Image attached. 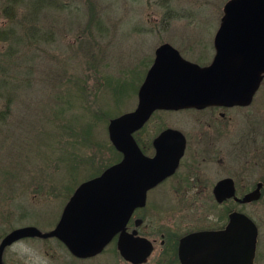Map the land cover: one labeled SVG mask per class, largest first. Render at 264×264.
<instances>
[{"label":"rangeland","instance_id":"1","mask_svg":"<svg viewBox=\"0 0 264 264\" xmlns=\"http://www.w3.org/2000/svg\"><path fill=\"white\" fill-rule=\"evenodd\" d=\"M13 1L0 0V28L12 24L24 35L32 23L39 25L43 35L39 40L28 39V46L18 43L15 52H7L9 41L0 38V67H5L10 77L8 87L13 91L10 115L0 132V238L9 229L24 224H34L42 230L51 228L76 185L97 175L102 163L110 165L120 158L110 147L113 145L108 138V120L112 114L116 116L136 106L137 90L155 48L168 42L191 60L209 61L213 55L212 38L226 0H56L33 15L26 5ZM188 44L191 46L186 48ZM99 76L108 84H101ZM114 82H120L123 91L113 96L110 84ZM88 85L93 91L98 90L93 97L88 96ZM63 92L72 96L71 107L58 114L80 120L84 126L91 121L92 136L98 143L88 146L78 143V152L68 153L70 157L90 156V160L70 171L64 166L70 157L65 158L66 153L62 152L67 148L59 143L62 136L59 135L58 143L51 138L48 146L41 144L39 153L38 144L34 145L37 136L31 135L35 128L38 131L52 125L47 123L46 112L52 113L50 104L60 102ZM87 98L93 101L88 102ZM0 105H4V98H0ZM94 109L108 111L110 115L94 122L91 115ZM193 113L157 110L140 135L174 121L182 129H195L187 122ZM228 114L229 134L215 144L222 148L215 155L222 163L214 160L203 167L211 184L217 177L228 174L236 179L238 191L243 192L264 178V79L250 104L231 107ZM55 128L61 131L58 126H51L50 130ZM192 150L190 145L185 160ZM40 185H44V190ZM167 189L162 185L149 191L146 206L139 210L142 225L176 224L183 230L216 226L224 220L230 203L233 207L237 204L230 201L218 204L203 196L193 198L192 189L176 195ZM17 204L21 206L18 208ZM237 207L257 224L253 264H264V186L258 199ZM2 257L5 264H83L69 257L65 248L52 238L19 239L4 249ZM102 259L106 261L109 257L99 260ZM92 262L96 264V259Z\"/></svg>","mask_w":264,"mask_h":264},{"label":"water","instance_id":"2","mask_svg":"<svg viewBox=\"0 0 264 264\" xmlns=\"http://www.w3.org/2000/svg\"><path fill=\"white\" fill-rule=\"evenodd\" d=\"M222 10L213 38L215 53L208 64L182 57L168 42L155 48L137 90L136 106L108 120V138L121 158L76 186L52 228L24 224L4 233L0 264H4V249L24 237L54 236L72 254L86 256L99 251L117 231L125 258L134 262L145 258L151 243L127 234L124 226L133 209L144 205L147 189L175 169L184 149V136L166 128L155 138L156 153L147 156L132 133L159 108L247 105L264 75V0H226ZM169 132L178 142L168 147L158 143ZM260 186L258 182L237 198L233 181L227 177L216 182L213 192L217 200L234 196L247 202L259 197ZM256 238V223L247 214L232 210L223 228L185 235L179 244V257L182 264H253Z\"/></svg>","mask_w":264,"mask_h":264},{"label":"flooded vegetation","instance_id":"3","mask_svg":"<svg viewBox=\"0 0 264 264\" xmlns=\"http://www.w3.org/2000/svg\"><path fill=\"white\" fill-rule=\"evenodd\" d=\"M213 38H214V35H213ZM213 38H212L211 46H212L213 55H214L215 48L213 44ZM170 44L174 46L172 43ZM189 46H191V44H188L186 48H188ZM174 47L177 48V50L179 51L182 57L188 60H191L187 58L186 56H184L178 47L176 46ZM211 59L205 63H200L199 61H195V60H191V61L197 62L200 65H206L211 61ZM262 79H264V75ZM242 106L244 107L246 105L209 104L203 107L190 106V107H183V108H178V109L159 108V109L154 110L152 114L150 115V117L145 121V123L139 129L135 130L132 133L137 145L139 146L141 151L147 156H153L156 153V145L154 142L155 138H157L159 134L166 128H172V129L178 130L184 136V149H183L182 155L179 157L177 166L170 174L166 175L163 179H161L155 185L147 189L144 205L137 206L133 209V211L131 212V215L129 216L124 226V231L127 234L128 233L130 235L132 234L131 235L132 237H137V236L144 237L147 240H149V242L151 243V249L143 260L134 262L130 259L125 258L121 254L120 249H119L120 231H117L116 233H114L112 237L109 239V241L99 251L93 254H90V255H86V256H76L72 254L68 250L66 245L57 237L52 236V237H47V238H52L55 241H57V243H59L62 247H64L65 250L68 252L69 257L79 259L80 261H83V264H93L92 261H94L95 259H96V262H95L96 264H182L180 257H179V244H180L181 239L185 235L189 233L203 231V230H216V229L223 228L226 225L228 221V215L232 210L241 211L247 214L246 212L241 210V207H237V205L242 206L243 204L247 202L258 199L261 195V189L264 186V178L258 179L254 184V187H255L258 182H261L260 195L256 199H253L247 202H242V201L237 200L234 196H229V197L223 198L222 200H217L213 192V187L216 184V182L222 178L229 177L232 179L233 185H234V195L237 198H241L245 193L252 190L254 187H252L251 189L245 190L243 192H239L237 188L238 184H237L236 179L233 176L228 175V174L217 177L211 184V181H210L211 179L209 178V174L206 170H204V167H203L204 164H208L210 162H213L214 160H217V163L219 162L221 165L222 159L221 158L217 159L215 155L218 154V152H221L222 148L221 146H218L217 148L215 144H217V142L219 141L221 137H224V136L227 137V135L229 134V131H230L229 128L231 125V116L228 114V109H230L231 107L241 108ZM157 110H164V111L165 110H169V111L190 110L194 112L193 113L194 115L188 117L187 122L188 124H190V127H193L195 129H192V130L191 128L188 130H185L184 128L182 129L181 126L179 124H175V121H174V123H170V124L169 122L168 123L165 122V124L164 125L162 124L163 126H161L159 130L147 131L146 135H145V132L143 135L142 134L140 135V133H142L144 130L143 128L146 127L147 123L150 121V119L152 118V116ZM200 112H202L203 114H201ZM160 142H162L163 145L168 147V145L177 143L178 137H176L174 133L169 132L166 136H164L163 140L158 141V143ZM190 145L193 146V150L191 152V156L187 160H185L184 158L187 156V151ZM121 156L122 155L120 153V158ZM162 185L167 186L168 187L167 190L172 191L173 193H175V195L178 194L177 192L182 193V192L188 191L189 189H192V191L194 190L195 192L194 194H191V196L193 195V198L195 197L199 198L202 196L204 198H212V200H214L218 204H223L225 202L227 203V201H230L233 203L235 202V204L237 203L235 205V207L237 208L233 207L232 204L229 202L230 205L226 209L227 211L225 212L224 220H222V222H220V224L216 226L194 227V228H188L186 230H183L180 226L176 224L161 225L157 227L142 225L143 217L139 215V210L146 206L147 200L149 199V191L153 188H156ZM72 193L69 195L65 203L69 200ZM181 196L185 197L184 195H181ZM61 211L59 213V216L61 214ZM59 216L57 220L55 221L54 225L58 221ZM248 216L252 219L250 215ZM252 220L254 221V219ZM257 235H258V227H257ZM47 238H44V239H47ZM256 241H257V238H256ZM104 256L109 257V259L106 261H104L103 259L99 260L101 257L103 258ZM2 260H3V257H2ZM3 263H4V260H3Z\"/></svg>","mask_w":264,"mask_h":264},{"label":"trees","instance_id":"4","mask_svg":"<svg viewBox=\"0 0 264 264\" xmlns=\"http://www.w3.org/2000/svg\"><path fill=\"white\" fill-rule=\"evenodd\" d=\"M55 1L56 0H14L11 3H18V2L23 3L24 5H26L30 9L31 14L33 15V12H36L37 10L42 8L44 5L53 3ZM27 18L33 19V17H27ZM40 30H41V28L39 27V25L31 23V25L27 28L26 34L21 35L16 31L15 26L10 24L7 27L0 28V38L2 40L9 41L8 42L9 47L6 48L7 52H15L16 49L14 46L17 45L18 43L22 42L23 45L28 46V43H30L29 40H31V39L39 40L41 38V35H43V33ZM46 32L47 31L44 30V34ZM2 54H4V53H2ZM0 70H2L0 72L1 73L0 74V98H4V105H0V132H1L2 129L4 128L3 125L6 122L7 116L10 115L11 99H12L11 96L13 95V91L11 88L8 87L10 85L9 84L10 83V77L4 71L5 67L1 66ZM71 76H73V75H71ZM98 78H99V81L102 79L101 76H99ZM105 78H110V77L105 76ZM100 82H101V84H108L106 82V79H104V81L102 79ZM121 85L122 84L120 82H116L114 85L110 84L113 96H114V93H116L118 91H120V94H121V92L123 91V86H121ZM86 89L88 91V96H90V97H93L94 95H96V91H98L97 89L93 91L91 89L90 85H88ZM66 95H67L66 92H63L59 97V98H61L59 100L60 102H58V100H57V103H55L53 105L50 104V107L52 108V113H49L48 111L46 112V116L48 118L47 123L48 124L52 123L51 126H53V128H54V126L60 127L61 128V131H59L60 133L58 131H56L57 127L53 130H50L51 126L48 129L47 128L45 129V127L42 129L39 128L38 131H37L38 128H35L36 132L31 133V135L33 134L35 138L37 136V139H35V140H37V142L34 140V145L36 146L38 144L37 147H38L39 153L42 152L41 151L42 145L48 146V144L51 143L50 142L51 138H54L55 143H58L57 139H58L59 135L63 137V139H61L59 141V143L62 146L67 147L65 149H62V152L66 153L65 158H69L71 155H76V153L78 152V151H76V149L79 147L78 143H80V142L82 144H84L85 146H88V144L89 145H95V144L97 145L98 144L94 141V135L92 136L93 130L91 128L92 127L91 121H90V123H88L87 125L84 126L81 124L80 120L79 121L71 120L70 116L67 118V116H64L63 114H58L59 112L65 110V109L68 110L69 107H71V104L69 102H70V100H71L70 98H72V96L70 97V95H67V96ZM87 101L91 102V101H93V98H89V99L87 98ZM95 101H97V98L95 99ZM49 115H51V116H49ZM91 115L93 116L94 122H95V119H98V120L104 119L105 120L106 117H108V115H110V114L108 113V111H105V110H103L101 112V111H99V109H94L92 111ZM60 116H63L64 118H62ZM113 116H115V114H112L111 117H113ZM40 120L42 121V119H40ZM56 121H58V122H56ZM94 122H93V124H94ZM48 131H49V137L46 138ZM55 137H56V139H55ZM99 146H100V144H99ZM37 147H36V149H37ZM110 147L113 149V153H115L116 156L119 157L120 153L116 149H114L113 146L110 145ZM75 151H76V153H75ZM68 153H70L71 155ZM88 158L84 159V157L80 158L79 156L70 157L69 158L70 160H68L70 162H68V163L66 162L64 164L65 170L67 171V169H69V171H70L71 168L74 169L77 166H79V163H81L82 165L86 164V162L89 163L88 161L90 160V156ZM109 163L110 162L102 163L101 166L98 168L96 173H99ZM67 164H69L68 167H67ZM67 174H68V172H67ZM92 174L89 173V176ZM72 178H74V176H72ZM72 183H74V181H72ZM43 186L40 185L41 190H44ZM55 189H57V190L59 189V192L62 193V190L60 188H55ZM65 193L68 194L69 190L67 189V192H65ZM17 206L19 208L21 206V204H17ZM17 206L15 205L16 208H17Z\"/></svg>","mask_w":264,"mask_h":264}]
</instances>
